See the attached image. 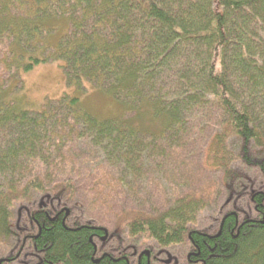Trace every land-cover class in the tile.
<instances>
[{
    "label": "trees",
    "instance_id": "16d2710c",
    "mask_svg": "<svg viewBox=\"0 0 264 264\" xmlns=\"http://www.w3.org/2000/svg\"><path fill=\"white\" fill-rule=\"evenodd\" d=\"M56 62L69 88L87 82L123 115L97 118L68 96L20 107L22 74ZM192 167L229 195L245 184L244 167L264 188V0H0V244H16L0 264H21V247L37 264H132L121 246L98 258L103 228L64 210L102 186L135 206L116 230L135 251L189 245L204 264H264L254 207L239 225L230 213L220 236L196 230L206 204L191 187L150 207L149 178L185 183ZM254 200L264 208V192Z\"/></svg>",
    "mask_w": 264,
    "mask_h": 264
},
{
    "label": "rangeland",
    "instance_id": "374dc122",
    "mask_svg": "<svg viewBox=\"0 0 264 264\" xmlns=\"http://www.w3.org/2000/svg\"><path fill=\"white\" fill-rule=\"evenodd\" d=\"M61 26L66 29V23L61 21ZM64 33H57L49 39V44L55 45L58 39L63 36ZM64 62H56L51 64H43L36 67L29 73L22 74L21 79L23 82L22 91L16 92V98L19 99L18 105L25 110L41 111L43 107L49 101H58L63 97H78L81 101L84 109L93 116L100 119H111L121 117L124 113V107L121 103L114 100L113 97L104 93L99 88L93 87L91 84L85 82L84 89L78 90L75 88H69L66 83L64 74ZM16 87L12 83L11 88ZM10 88V89H11ZM235 150L237 148L233 147ZM245 179L243 186L239 185L235 194L229 195L228 187L218 184H213L214 180L210 177L200 176L196 168H186V175L184 176L183 183L179 179H166L168 184H158L156 179L149 178L150 184L148 185V195H152L154 206L150 205L155 210L158 208L168 207L170 199L176 196V192L182 189L187 191L198 190L204 197L206 204V210H204L198 216V224L196 230L199 232H206L209 234H215L219 230L220 221L226 213H235L240 216V220L246 217H250L253 213L254 205L251 202V197L255 192H264V188L261 186L263 175L258 170H248L245 167L240 168ZM176 176V174H173ZM216 180H219L216 178ZM155 183V184H153ZM181 184V185H178ZM89 193H86L85 197L81 199L80 207L75 210L65 208V211H69L68 218L71 222L84 221L92 222L97 227H102L107 234L106 239H98L95 244L100 254L117 253L119 246L123 250H126L128 255L134 254L136 258L132 264H136L138 257L147 255L150 253V248H140L135 251L127 243V237L121 233H117L118 226L121 225L132 209H135L131 203L129 206L125 202L127 198L122 195L115 187L105 188V186L93 189L87 187ZM94 191V192H91ZM99 191L103 194V200L100 202L97 196ZM244 192V193H243ZM199 194V195H200ZM175 195V196H174ZM28 218L25 213L20 216V222L18 226L24 228L28 226ZM117 234V236H115ZM104 237V236H103ZM143 243V242H142ZM155 246L154 242L150 241L148 244ZM144 244V243H143ZM20 247V245H17ZM16 244H0V254L6 255L10 251H13ZM190 246L175 248L170 251L174 256L179 254L183 257L185 262L187 255L191 253ZM151 254V253H150ZM19 262L21 264H37L34 257V253L30 249H24L21 247L17 253ZM165 260L169 261L167 257ZM163 264V263H155Z\"/></svg>",
    "mask_w": 264,
    "mask_h": 264
},
{
    "label": "flooded vegetation",
    "instance_id": "af4514ba",
    "mask_svg": "<svg viewBox=\"0 0 264 264\" xmlns=\"http://www.w3.org/2000/svg\"><path fill=\"white\" fill-rule=\"evenodd\" d=\"M260 193L261 192H256L253 195V197H252V202L254 203L253 204L254 205V209H255V211L257 213V219H255L256 220L255 222H260V220H264V208H262L263 205L256 204L255 203V200H254L255 199V196L258 195V194H260ZM229 214L230 213H226L222 217V219L220 221L219 230H218L217 233H215V234H209L208 233L210 236H215V235L220 236L221 235L222 229H223V225H224L225 220H226V218H227V216ZM233 214L236 217L237 225H239L240 219H239L238 215H236L235 213H233ZM246 218H250V217H246ZM102 238L103 237H101V236H95V239L96 240H98V239L100 240ZM94 246H95V249H96V253H97V257L98 258H101L103 256H107V254H100V253H98V249H97L96 244ZM146 256H147V260H148V263L149 264H155V263H158V262L159 263H163V264H168V260L166 261L165 260V257H167V259L171 258V263L170 264H204L203 261L198 258L200 256V252H199V250H196V249L192 250L191 253H189L187 255V257H186L187 260L185 262L183 261V257H181L179 254H177V255L174 256L170 252H161L160 253V256H158V257L157 256H154V255H151V254L146 255ZM142 258L138 257L137 264H141ZM154 261H155V263H152Z\"/></svg>",
    "mask_w": 264,
    "mask_h": 264
},
{
    "label": "water",
    "instance_id": "95a60500",
    "mask_svg": "<svg viewBox=\"0 0 264 264\" xmlns=\"http://www.w3.org/2000/svg\"><path fill=\"white\" fill-rule=\"evenodd\" d=\"M67 217H68V215H69V211H67ZM106 237H107V234H106V236L104 237V238H102V239H106ZM150 253H147V255H149ZM143 256H141L140 258H142ZM99 261H97V263H98ZM171 263V258H170V260L168 261V264H170Z\"/></svg>",
    "mask_w": 264,
    "mask_h": 264
},
{
    "label": "bare ground",
    "instance_id": "6f19581e",
    "mask_svg": "<svg viewBox=\"0 0 264 264\" xmlns=\"http://www.w3.org/2000/svg\"><path fill=\"white\" fill-rule=\"evenodd\" d=\"M104 238V237H103Z\"/></svg>",
    "mask_w": 264,
    "mask_h": 264
}]
</instances>
